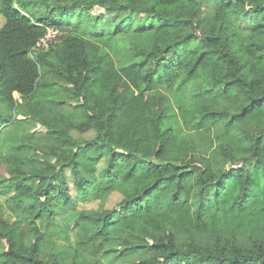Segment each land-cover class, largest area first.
Segmentation results:
<instances>
[{
  "label": "trees",
  "instance_id": "trees-1",
  "mask_svg": "<svg viewBox=\"0 0 264 264\" xmlns=\"http://www.w3.org/2000/svg\"><path fill=\"white\" fill-rule=\"evenodd\" d=\"M200 1L0 0V264H264V236L204 220L229 192L243 211L264 179V0H205L219 23L183 4ZM182 87L177 125L162 88ZM68 170L83 201L131 191L79 210Z\"/></svg>",
  "mask_w": 264,
  "mask_h": 264
},
{
  "label": "rangeland",
  "instance_id": "rangeland-1",
  "mask_svg": "<svg viewBox=\"0 0 264 264\" xmlns=\"http://www.w3.org/2000/svg\"><path fill=\"white\" fill-rule=\"evenodd\" d=\"M184 7L187 10L191 11H203L206 20L218 21L216 18V12L214 8L211 7V4L206 2L205 0H201L196 5H190L187 3H183ZM3 18L0 16V26L3 23ZM80 22V24H79ZM72 26L84 27L83 21H74L71 20L69 22ZM44 41L42 40L39 45L41 47L44 46ZM96 49L101 53L110 52L118 58V64H122L126 61L127 58V50L124 46L120 45L117 41L106 39L105 42L99 43L97 42ZM170 95V99L172 102V112L175 113V123L177 125L183 124L182 119V112L179 108L178 101L184 100L187 96V89L182 87L174 92L167 90V88H162ZM15 96L18 98L19 101L22 99L20 95L15 92ZM213 99L211 95H208V100ZM5 110L4 105H0V111ZM22 118V116H19ZM27 126H22V128ZM28 128V127H27ZM14 127L8 126L4 128L3 137H8L14 131ZM18 129V128H17ZM28 129H32L29 127ZM40 124L32 129L36 131V139L41 142H48L42 138ZM18 132H20L18 130ZM92 133V132H91ZM197 138L201 143H205L207 145H213L214 136H209L208 134L201 132L197 134ZM107 164V157L103 158L98 164V170L95 173L94 177L99 178L101 175L104 167ZM253 167L254 165H250ZM4 169L0 168V174ZM255 182L252 186L253 191H255V196L251 199V201L247 204L243 211H239L235 206L232 205V197L233 193L229 192L225 198L222 200L220 204L216 203L215 201H210L206 210V215L204 220L209 223L214 229L223 231L225 233H231L232 231H236L239 233L240 236L247 238L248 235L254 236H264V179L260 178L254 172ZM67 176L69 179L71 193H72V200L70 201V205L76 207L79 210H93L98 212L104 208H112L117 202H119L124 196H126L131 189L124 185V184H117L104 199H94L89 201H83L78 197V192L74 185V177L70 170L67 171ZM2 197H4L2 195ZM1 198V196H0ZM10 214L9 212L7 213ZM142 256L141 253H131L125 256L118 258L117 264H136L140 257ZM102 264H106L102 262Z\"/></svg>",
  "mask_w": 264,
  "mask_h": 264
},
{
  "label": "built area",
  "instance_id": "built-area-1",
  "mask_svg": "<svg viewBox=\"0 0 264 264\" xmlns=\"http://www.w3.org/2000/svg\"><path fill=\"white\" fill-rule=\"evenodd\" d=\"M57 33H58V30L53 29V28H49L47 36L43 39V41L45 42L44 46H47L48 45V39L55 36Z\"/></svg>",
  "mask_w": 264,
  "mask_h": 264
}]
</instances>
